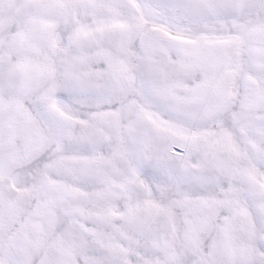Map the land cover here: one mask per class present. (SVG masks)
<instances>
[{
  "label": "snow or ice",
  "instance_id": "obj_1",
  "mask_svg": "<svg viewBox=\"0 0 264 264\" xmlns=\"http://www.w3.org/2000/svg\"><path fill=\"white\" fill-rule=\"evenodd\" d=\"M0 264H264V0H0Z\"/></svg>",
  "mask_w": 264,
  "mask_h": 264
}]
</instances>
